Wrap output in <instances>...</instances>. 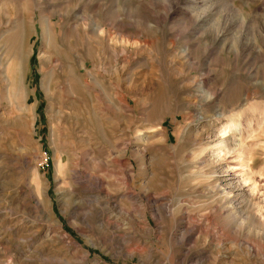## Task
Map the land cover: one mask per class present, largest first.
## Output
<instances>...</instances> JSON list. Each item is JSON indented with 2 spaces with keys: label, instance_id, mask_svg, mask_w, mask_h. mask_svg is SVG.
<instances>
[{
  "label": "rangeland",
  "instance_id": "1",
  "mask_svg": "<svg viewBox=\"0 0 264 264\" xmlns=\"http://www.w3.org/2000/svg\"><path fill=\"white\" fill-rule=\"evenodd\" d=\"M225 126L264 210V0H0V264H264V228L240 216L205 226L211 245L174 242L214 212L195 157ZM37 202L70 242L42 238Z\"/></svg>",
  "mask_w": 264,
  "mask_h": 264
},
{
  "label": "bare ground",
  "instance_id": "2",
  "mask_svg": "<svg viewBox=\"0 0 264 264\" xmlns=\"http://www.w3.org/2000/svg\"><path fill=\"white\" fill-rule=\"evenodd\" d=\"M42 30L45 35L49 34L46 27L42 26ZM228 127H231L232 129L235 128V126H225L223 127L224 131L221 133L213 132L211 130V132L204 137V149L202 150L201 154L195 157V159L199 161V164L200 166H202V168H209V174H211L209 176V184L211 185V192L214 196L211 209H214V212L195 216L186 214V216L182 219V226L175 231L174 237H177V239H175L174 242L182 245L187 244L190 243L191 240L197 235L205 236L206 242L210 244V241L213 240V236H215V233H209L204 228L205 226L208 227V225L211 223H215V220H217V218H219V216H221L222 214H224L226 216V219L229 220H237L238 216L243 217L248 221L249 219H252L254 222V226L256 223L257 226L259 225V227L262 226L264 228V210L257 205H250L253 198L260 193L258 184L253 180V178H251L249 172H246V170L242 168L241 164L239 166H235L236 164L233 165L227 160V157L236 152L238 142L237 136L233 131H231V128V130L227 129ZM239 168H242L241 171L238 170ZM75 170L74 172L77 173V171ZM127 171L128 170L125 171V174H127ZM86 175L90 180H94L92 184H95L96 187L98 186L99 189H102V185L104 186V180L99 175H94L89 172L86 173ZM200 184L202 183H199L198 185ZM101 192L102 197L106 199V202L104 203L105 206L107 208H110L111 211H114L116 218L120 219L123 215L132 217L130 216L129 211L124 209L114 200L112 194L104 190H101ZM163 196L157 194L152 196V199H149L148 196H144L143 194H136L132 196L131 202H133V204L136 206L139 204H144V206L146 205V207L151 211L152 217L155 218V216L160 215V210H169V200ZM225 200L228 201V204L227 202H225L227 205L222 204ZM144 201L146 203H144ZM248 206L251 207L249 208ZM30 215H37V217L41 219H44V217L46 216L53 221V225L46 224L43 228V239L55 240V238L57 237L66 241L69 239L68 241L70 242L71 238L68 236V234L61 230L62 228H60V223L57 219H55L54 214L51 210H46L40 205L39 202H37V205L32 207ZM139 218L140 224H142V228L144 230H150L151 226L149 225V220L145 212H141ZM217 244H219V242ZM247 247L248 250L252 254H254V247L249 243L247 244ZM125 250L128 254H137L139 255V257L141 256V254H148L147 251H140L138 248ZM149 257H151V254ZM186 260L187 257H185L184 261Z\"/></svg>",
  "mask_w": 264,
  "mask_h": 264
}]
</instances>
